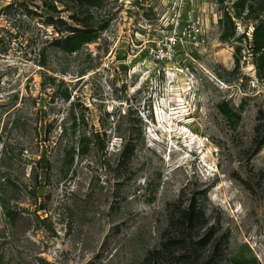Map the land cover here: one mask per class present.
<instances>
[{
    "label": "rangeland",
    "instance_id": "rangeland-1",
    "mask_svg": "<svg viewBox=\"0 0 264 264\" xmlns=\"http://www.w3.org/2000/svg\"><path fill=\"white\" fill-rule=\"evenodd\" d=\"M237 1L188 2L162 71L171 0H0V264H264V0Z\"/></svg>",
    "mask_w": 264,
    "mask_h": 264
},
{
    "label": "built area",
    "instance_id": "built-area-1",
    "mask_svg": "<svg viewBox=\"0 0 264 264\" xmlns=\"http://www.w3.org/2000/svg\"><path fill=\"white\" fill-rule=\"evenodd\" d=\"M171 4L176 8H180L179 12L174 13L172 22L169 24L163 23L165 29L157 38L144 40L145 46L148 48L149 55L159 64H163L162 71H165L166 66L172 67L176 62L178 50L184 49L186 44L199 43V37L202 34L203 23L200 19L190 16L182 18V10L188 2L193 0H171ZM182 21H186L184 26ZM159 32V31H158ZM147 43L149 45L147 46ZM180 64V63H179ZM176 71L182 72V67L174 68Z\"/></svg>",
    "mask_w": 264,
    "mask_h": 264
},
{
    "label": "trees",
    "instance_id": "trees-1",
    "mask_svg": "<svg viewBox=\"0 0 264 264\" xmlns=\"http://www.w3.org/2000/svg\"><path fill=\"white\" fill-rule=\"evenodd\" d=\"M244 0H238L235 2V4L240 5L242 4ZM229 18H231L229 16ZM85 27L79 28V27H73L70 26L67 29L68 35L62 39V42L64 43L63 48L67 51H77L80 48H82L85 44L95 40L97 38V31L88 28L87 25H84ZM223 38H227L226 34L222 35ZM252 48L255 54L258 55V64L262 68L264 66V19L261 20V24H259L254 32H253V43ZM69 97V94L67 95ZM85 136L82 137L80 140L81 147H76L75 145H72L69 147L67 154H69L70 159L66 161L67 164H72L74 157L73 153L78 150V152L82 153L87 150V146L84 141ZM17 211L12 208L6 207V215L10 219H15L17 216ZM189 219H192V216L189 217Z\"/></svg>",
    "mask_w": 264,
    "mask_h": 264
},
{
    "label": "bare ground",
    "instance_id": "bare-ground-1",
    "mask_svg": "<svg viewBox=\"0 0 264 264\" xmlns=\"http://www.w3.org/2000/svg\"><path fill=\"white\" fill-rule=\"evenodd\" d=\"M169 76L170 77H172V76H175V73H170L169 72ZM166 112V113H165ZM164 113V115H162V114H159V119H160V121H162V120H165V118H166V120L167 121H169L170 122V124H171V126H170V128L168 129L170 132H178V130L177 129H175L174 128V124H173V121L174 120H176V121H178V122H181V121H183V119L184 118H180V117H182L181 115H174V114H176L174 111L173 112H171V113H168L167 111H164L163 112ZM173 114V115H172ZM176 117H178V119H176ZM176 126V125H175ZM181 128V130H183L184 131V133H186V132H188L189 130L188 129H186V127L185 126H182V127H180ZM180 130V131H181ZM181 133V132H180ZM183 133V134H184ZM185 135V138L187 139L188 137H190V140H185V141H189L188 143H187V146H189V147H191V148H193V145L195 144V143H197V141H196V139H195V137H193L192 135H186V134H184ZM197 137V136H196ZM198 138V137H197ZM200 141V143H202V141L201 140H199ZM203 145V144H202ZM201 144H200V146H202ZM180 148V147H179ZM190 151V150H189Z\"/></svg>",
    "mask_w": 264,
    "mask_h": 264
},
{
    "label": "water",
    "instance_id": "water-1",
    "mask_svg": "<svg viewBox=\"0 0 264 264\" xmlns=\"http://www.w3.org/2000/svg\"><path fill=\"white\" fill-rule=\"evenodd\" d=\"M128 103H129V100H128Z\"/></svg>",
    "mask_w": 264,
    "mask_h": 264
}]
</instances>
